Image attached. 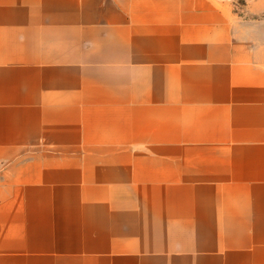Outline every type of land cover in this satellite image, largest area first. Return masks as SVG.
<instances>
[{
    "label": "crops",
    "instance_id": "crops-1",
    "mask_svg": "<svg viewBox=\"0 0 264 264\" xmlns=\"http://www.w3.org/2000/svg\"><path fill=\"white\" fill-rule=\"evenodd\" d=\"M0 264H264V31L0 0Z\"/></svg>",
    "mask_w": 264,
    "mask_h": 264
},
{
    "label": "rangeland",
    "instance_id": "rangeland-1",
    "mask_svg": "<svg viewBox=\"0 0 264 264\" xmlns=\"http://www.w3.org/2000/svg\"><path fill=\"white\" fill-rule=\"evenodd\" d=\"M243 21L258 25L264 31V0H227Z\"/></svg>",
    "mask_w": 264,
    "mask_h": 264
}]
</instances>
